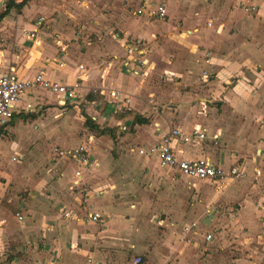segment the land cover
I'll use <instances>...</instances> for the list:
<instances>
[{
  "label": "rangeland",
  "instance_id": "obj_1",
  "mask_svg": "<svg viewBox=\"0 0 264 264\" xmlns=\"http://www.w3.org/2000/svg\"><path fill=\"white\" fill-rule=\"evenodd\" d=\"M158 1L160 0L29 2L31 5L23 14L33 15L32 11L36 8V16L25 19V22L32 28L34 22L41 18L43 22L38 36L51 44L59 41L62 46L65 45L67 56L75 58L72 59L75 60L74 66L86 68L88 77L78 93L81 97L59 107L55 105L58 99L53 98L54 95L35 88L32 94L36 98L35 103H31L33 110L14 118L8 125L0 126V201L9 204L10 199L11 204L21 203L23 199H27L28 189L39 183L46 188V196L49 198L50 193L63 197L61 200L65 198V208L72 213L77 207L81 210L87 207L85 199L102 198L96 200V203L102 204L104 208H107L108 203L120 217L119 220L129 227L120 230L116 221L110 225L123 234L119 235L116 248L108 251L116 264H132L136 258L140 259L139 264H158V258L171 260L174 257V247L188 240L191 245H196L194 248L202 257L211 255V258L225 264H237L240 259L246 262L255 259L258 264H264V209H255L256 202L264 199L263 188L254 186L248 179L232 182L224 180L215 186L221 187V190L225 186L224 190L218 196L212 194L207 197L202 189L209 192L211 189H206L212 187L209 182L185 179L172 171L158 168L153 159L147 160L136 153L137 148L150 146L153 142L150 132L161 120L169 118L172 122L178 116V111L183 109V115L187 118H197L204 116L208 107L217 109L220 104L217 101L219 95H211L202 90L199 93L190 91L191 98L180 99V94L185 90L189 91L190 85L180 84V77L174 74L176 67L183 69L182 65L175 64V56L186 58L189 50L193 52L195 48L189 46L186 38L176 36L189 26L188 16L185 14L188 13L187 10L176 15L175 7L179 5L187 8L194 0H164L168 5L166 8H169L167 18L163 21H147L145 16L132 14L142 2L147 4ZM202 1L204 3L205 0ZM0 7H3L2 0ZM11 12L9 19L15 21L18 13ZM2 22L3 20L0 21V44L8 40L7 35L2 34L4 30H10V27L1 25ZM22 27L21 24L15 25V30L19 29L18 33L21 31V37L31 29L22 30ZM115 34L120 37L126 34L129 39L137 38L145 42L147 53L143 62H146L139 70L144 72L149 67L147 74L141 76L138 72L136 76L132 74L134 71L124 72L126 67L122 65L124 59L121 48L115 41ZM140 34L143 37L138 36ZM45 51L50 53V49ZM172 64L174 69H171ZM130 65H133V70H137L134 69L135 63ZM196 69L190 84L199 88L203 86L202 68L198 66ZM253 69L256 71L257 67ZM78 73L76 69L75 75ZM118 77L122 80L121 89L113 86L114 79ZM234 77V74L230 76L229 87L236 83L237 79ZM238 81L245 85L252 83L246 77H238ZM126 88H131L133 93L126 91ZM110 91L119 94L117 101L109 100L107 94ZM46 96L52 97L46 99ZM89 99L94 100V103L89 102ZM131 102L145 105L144 110L135 109V112L141 118L147 116L146 124L135 126L130 124V117L114 118L115 112L129 110ZM189 107H192V111ZM84 117L96 129L84 127ZM144 136H148L145 142L138 140ZM203 144L214 146L209 141ZM76 147H83L96 166L80 170L82 175L79 186L71 188V183L67 182L66 187L54 188V185L64 179L71 180L78 169L76 164L57 157V150ZM147 169L151 170L152 175ZM20 171L22 175L26 174L24 178L18 175ZM50 200L55 202L54 198ZM208 203L212 204H209L212 207L208 209L210 218H203ZM2 211L7 213L5 209ZM178 211L180 217H175ZM95 212L108 215L103 209ZM106 222L108 221L104 219L101 226L103 229ZM206 236H210V239L206 240ZM41 241L36 245L42 246ZM91 248L93 245H88L86 251ZM78 255L81 264H93L92 260L86 259V254Z\"/></svg>",
  "mask_w": 264,
  "mask_h": 264
},
{
  "label": "crops",
  "instance_id": "obj_2",
  "mask_svg": "<svg viewBox=\"0 0 264 264\" xmlns=\"http://www.w3.org/2000/svg\"><path fill=\"white\" fill-rule=\"evenodd\" d=\"M21 1L14 0L15 3ZM29 2L31 0L19 11L15 21L9 19V15L13 10L2 19L1 25L10 27L11 31L4 30V33H2L7 35L6 39L8 40L0 44V72L7 65H13L17 68L19 76L25 80H30L36 74L41 73L43 79L51 82L72 83L76 77L80 76L81 72L78 71L79 73L75 75L77 68L74 66L75 60H72L75 58L71 59L67 56L65 45L62 46L59 41H54L51 44L43 38L42 40L38 36L37 31L40 44L37 47H31L30 42L26 38L27 35L25 34L21 37L19 35L21 31L18 33L19 29L15 30V25L17 24L23 26V29L20 28L22 30L31 28V25H28L25 19L27 20V18L36 16V11H34L36 8L32 11L34 12L33 15L29 14V16H26L23 14V11L28 10V7L31 5ZM171 3L175 4V2ZM141 4H144V2ZM147 4H163L166 14L164 20L167 18L169 7L166 8L168 5L165 4L164 0ZM184 7L177 5L175 7V14L180 15L182 13L180 11L185 12L184 9H186L188 13L185 12V14L188 16L187 25L189 27H185L186 29L182 30L183 32H179L176 36L180 39L186 38V42L190 44L189 46L195 49L193 52L189 50L188 56L183 59L180 55H173L177 59L175 64L182 65L183 69L177 67H174V69L173 64L171 69L173 68L174 74H178L180 77V84L183 86L190 85L189 91L185 90L186 92L183 91V94H180V99L186 100L191 98V96L189 97L190 91L199 93L202 90L211 95H219L220 98L217 101L220 104L217 109L208 107L205 112L206 114L197 118L193 116H188L187 118V116L183 115L185 112L183 109L178 111V116L172 122L169 121V118L161 120L159 124H155V128L150 132L151 134L149 133L150 138L153 140L150 146L158 143L161 137L171 129H177L184 133H189L192 129L202 130L205 135L203 141L193 140L186 145L180 144L179 141H172L171 146L177 158L186 160L206 158L214 166L221 170L225 169V171L231 166H238L240 170L247 173L246 178L243 179H248L254 186L264 189V183L262 185L252 183L250 179L251 170L264 164V0H219L217 2L205 0L204 3L202 0H194V3L191 1L187 8ZM13 12L16 13L15 11ZM132 14L134 15L133 12ZM143 16H145L147 21L158 22L149 19L146 15L139 17ZM205 22L207 23L206 25ZM177 28L180 29L178 25ZM187 28L190 30H187ZM31 30H33V26L28 32H31ZM119 38L125 39L128 38V35L125 34L124 36H119ZM131 40L142 42L145 45V42L141 41V39L132 38ZM115 41L121 48V41H118L116 37ZM49 49L50 53L45 51ZM121 51L122 56H124L122 48ZM206 57L209 60L207 64L205 63ZM47 59L62 62L64 68L58 69L54 63L45 64V60ZM198 66H201L202 71L209 72V78L202 80L201 85L203 86L199 88L197 85L192 87L190 84ZM256 67L255 71L253 68ZM148 69L149 67H147L146 71H141V76L144 73L147 74ZM125 71L128 72L126 68L124 69ZM87 74L88 71L86 70V77H88ZM132 74L138 76L136 73ZM233 74L237 80L234 85L229 87L230 76ZM238 77L249 78L252 83L248 82L249 85H245L238 81ZM86 81L87 78L81 82V88ZM121 82V78L118 77L114 79L113 86L121 89ZM34 90L35 88L27 91L21 97L16 105L18 109L21 110L25 104H29L32 107L31 110H33L34 106L31 103H35L36 99L32 95ZM125 90L133 93L131 88H126ZM47 93L50 94L49 92ZM80 97L78 94V98ZM53 98H57V96L54 95ZM89 102L93 104L94 100L89 99ZM55 105L59 107L62 106V103L58 99ZM144 106L133 102L130 104L129 110L134 112L137 111L135 109L144 110ZM189 109L192 111V107H189ZM31 110L26 112L21 111L12 117L9 122ZM9 122L6 124L8 125ZM141 129L146 130L148 128L141 127ZM147 138L148 136H144L138 140L145 142ZM208 141L210 144H214V146L209 144L205 146L203 144ZM150 159H153L156 166L160 168L155 158ZM90 162L92 164L87 169L82 170H88L96 166L94 160L90 159ZM151 164L155 166L153 162ZM160 169L172 171L178 176L189 179L177 174L174 170L167 168ZM146 171L152 175L151 170L147 169ZM3 174L7 175L6 172H3ZM18 175L24 178L26 174L22 175L20 171ZM73 179L72 175L71 180L69 178L70 181L64 179L59 184H53L54 188L56 186L66 187L67 182L71 183V188L79 186V184L72 186ZM197 181H207V183H210H208L209 186L212 185L211 188L206 186V189H211L209 192L202 189L204 196L207 197L212 194L213 196H218L225 187L223 186L221 190V187H215L217 183L212 182V184L209 180ZM192 185L195 186V184ZM28 190L27 199H23L21 203L11 204L10 199L8 200L9 204L0 201V264H81L78 255L80 253L86 254V259L92 260L93 264H116V260L111 258L108 251L111 248H116L117 239L119 235L123 236V234H120L121 232L118 230L112 229L110 225L116 221V225L121 227L120 230L123 227L127 226L128 229L129 227L128 224L119 220L120 217L113 212L114 210L109 207L108 203L107 208H104L102 204L96 203V200H101L102 198L91 199L89 197L84 200L87 207H84L82 210L77 207L72 213L66 210L67 201L65 198L61 200L63 197L54 196L52 193H50L51 197L49 198L46 196V188L41 183ZM73 197L77 199V197ZM52 198L55 200L54 203L50 200ZM209 204L212 205L208 203L205 206L207 208L202 215L203 218H210L211 213H209L208 209L212 206ZM4 209L7 211L6 214L2 211ZM99 209H103V212H105V209H108L105 212L108 215L103 216L95 212ZM255 209H264V199L256 202ZM65 210L68 213L66 218L63 217L62 213L63 211L66 212ZM179 212L175 217H180ZM16 214H20L23 217L22 221L16 220L14 216ZM90 214H97L99 217L98 221L85 223L83 218ZM104 219L108 221L104 224L105 229L101 227ZM97 223L100 225V228H98L99 225ZM85 228L87 231H85ZM37 240L42 242V246L36 245V243L38 244ZM124 243L122 242V244ZM88 245H93L90 251H86ZM194 246L196 245H191L190 240L178 243L176 248L174 247V257L171 260H167L166 258L157 259L155 257L157 259L156 262L158 264H225L211 258V255L202 257V254L198 253ZM240 260L237 264L259 263L255 259L248 262ZM233 264L236 263L233 262Z\"/></svg>",
  "mask_w": 264,
  "mask_h": 264
},
{
  "label": "built area",
  "instance_id": "obj_3",
  "mask_svg": "<svg viewBox=\"0 0 264 264\" xmlns=\"http://www.w3.org/2000/svg\"><path fill=\"white\" fill-rule=\"evenodd\" d=\"M134 15L142 16L146 15L149 19L155 21L164 20L165 8L163 4H141L134 11ZM43 20L38 18L33 24V30L28 32L26 38L30 42L31 47H37L40 44V39L37 36V31L41 27ZM118 41H121V48L123 50V62L122 65L126 67L128 71H134V73H141L139 67H142L144 62L143 58L147 52L145 45L142 42L134 41L129 38L121 39L118 34L115 36ZM54 63L58 69L64 68V64L57 60H45V64ZM135 63L133 70V65ZM205 63H209L208 58H205ZM77 70L81 72L79 77L70 84L51 82L43 79L42 74L38 73L30 80H25L20 77L18 70L13 65H7L3 71L0 72V126H3L9 122L12 117L19 114L21 111L26 112L32 109L29 104H25L20 110L17 108V104L21 97L29 90L34 88H40L49 92L52 95L57 96L62 104L71 102L78 98L81 82L87 77L85 75L86 69L81 66H76ZM209 78L208 71L201 72V80H207ZM110 101H117L119 94L115 91H110L107 94ZM126 99H124L125 101ZM205 139L204 132L199 129H192L189 133L181 132L177 129H171L167 131L156 144L148 146L146 148H137L136 153L146 159L155 158L160 168H167L174 170L177 174L185 176L193 180H209L214 183L223 182L224 180L234 181L246 178V172L240 170L238 166H231L225 172L206 158H194V159H179L176 157L173 148L171 146L172 141H179L180 144L186 145L193 140L203 141ZM57 157L71 161L77 165V170L74 172V179L72 186L79 184L81 179L82 169L92 164L88 157L87 151L83 147H76L68 150L59 149L56 152ZM250 179L252 183L262 185L264 183V164L254 167L251 170ZM63 217H67V212H62ZM16 220L22 221L23 217L16 214ZM99 217L97 214L86 215L83 219L84 222H96ZM189 229L185 228V231ZM210 236H206V240H209ZM140 259L136 258L132 264H139Z\"/></svg>",
  "mask_w": 264,
  "mask_h": 264
},
{
  "label": "trees",
  "instance_id": "obj_4",
  "mask_svg": "<svg viewBox=\"0 0 264 264\" xmlns=\"http://www.w3.org/2000/svg\"><path fill=\"white\" fill-rule=\"evenodd\" d=\"M29 0H22L19 3H15L14 0H3V7H0V21L8 15V13L13 10L16 13H19V11L26 6L27 2ZM91 100V99H90ZM126 117L132 118V121L130 124L134 125H144L147 123V120L145 118H141L137 113H135L132 110H121L119 112H115L114 118L116 119H123ZM84 127L86 128H94L96 129V126L91 123V121L87 118L84 117Z\"/></svg>",
  "mask_w": 264,
  "mask_h": 264
}]
</instances>
